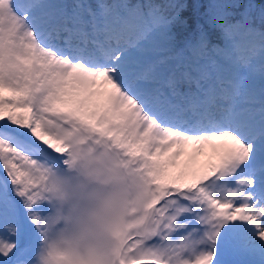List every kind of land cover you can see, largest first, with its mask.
<instances>
[{
	"label": "snow or ice",
	"instance_id": "obj_1",
	"mask_svg": "<svg viewBox=\"0 0 264 264\" xmlns=\"http://www.w3.org/2000/svg\"><path fill=\"white\" fill-rule=\"evenodd\" d=\"M0 0V264H264V0Z\"/></svg>",
	"mask_w": 264,
	"mask_h": 264
},
{
	"label": "trees",
	"instance_id": "obj_2",
	"mask_svg": "<svg viewBox=\"0 0 264 264\" xmlns=\"http://www.w3.org/2000/svg\"><path fill=\"white\" fill-rule=\"evenodd\" d=\"M158 2L165 4H178L184 6L182 9L169 10L167 13L169 17H171L175 14L176 11H179L180 19L187 20L186 26L181 24L179 21L172 24V28L174 30V34L177 37L178 42L185 40L194 33V28L196 26L198 17L192 5L196 2V0H158ZM199 2L204 3L207 2V0H199Z\"/></svg>",
	"mask_w": 264,
	"mask_h": 264
},
{
	"label": "rangeland",
	"instance_id": "obj_3",
	"mask_svg": "<svg viewBox=\"0 0 264 264\" xmlns=\"http://www.w3.org/2000/svg\"><path fill=\"white\" fill-rule=\"evenodd\" d=\"M195 28H196V26H195ZM194 28V29H195ZM171 32L174 34V30H173V28H172V25H171ZM175 35V34H174ZM176 39H177V37H176Z\"/></svg>",
	"mask_w": 264,
	"mask_h": 264
}]
</instances>
